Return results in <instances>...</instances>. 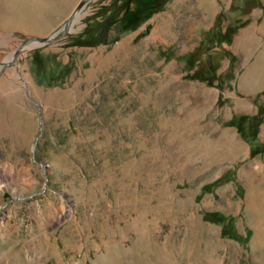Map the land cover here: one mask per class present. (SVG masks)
Here are the masks:
<instances>
[{
  "label": "rangeland",
  "instance_id": "1",
  "mask_svg": "<svg viewBox=\"0 0 264 264\" xmlns=\"http://www.w3.org/2000/svg\"><path fill=\"white\" fill-rule=\"evenodd\" d=\"M79 1L0 0V264H264V0Z\"/></svg>",
  "mask_w": 264,
  "mask_h": 264
},
{
  "label": "trees",
  "instance_id": "2",
  "mask_svg": "<svg viewBox=\"0 0 264 264\" xmlns=\"http://www.w3.org/2000/svg\"><path fill=\"white\" fill-rule=\"evenodd\" d=\"M113 13L108 12L107 14L104 15L103 18V24L104 26L110 25L113 23ZM215 26L216 24L213 25V27L210 29L211 36L216 39V41H221L222 38H218L216 37V32H215ZM79 38V37H78ZM105 39H101L100 41H104ZM81 41V40H80ZM88 41V40H85ZM94 42V41H93ZM230 55V54H229ZM231 57V55H230ZM264 113V108L263 107H259V110L257 111L256 114L252 115V116H240L238 122H237V127L240 131H243V129L245 127V125L247 126H255L257 127V124L260 121V117L261 115ZM232 124H234L236 122V118H232L230 121ZM255 141V136L251 138L250 143L252 145V142ZM257 145L259 149H264V142H258L257 141ZM229 179V176L227 175L226 172H224L223 174H221L220 176H218L216 179H214L212 182H209L205 185L202 186V192L204 191H210L212 190L214 187L226 182ZM203 218L205 220H210V221H214V219H218L219 221H224L225 223V229H223V233H226V229L228 228V235H230L231 237L234 238H238L239 235L236 233V230L232 228V223H233V217L231 216H226V215H220V216H214V214L212 212H207L205 211L203 213ZM231 231V232H230ZM248 232L246 233V237L248 236Z\"/></svg>",
  "mask_w": 264,
  "mask_h": 264
},
{
  "label": "water",
  "instance_id": "3",
  "mask_svg": "<svg viewBox=\"0 0 264 264\" xmlns=\"http://www.w3.org/2000/svg\"><path fill=\"white\" fill-rule=\"evenodd\" d=\"M86 0H80L77 5H76V9H78L79 7H81L84 3H85ZM54 34H49L47 36H37V37H30L28 39H25L24 41H28L29 39L32 40V43L34 44H42V43H46V42H51L53 41L55 38L53 37ZM58 37V36H57ZM17 54V51L16 53Z\"/></svg>",
  "mask_w": 264,
  "mask_h": 264
},
{
  "label": "bare ground",
  "instance_id": "4",
  "mask_svg": "<svg viewBox=\"0 0 264 264\" xmlns=\"http://www.w3.org/2000/svg\"><path fill=\"white\" fill-rule=\"evenodd\" d=\"M78 17L76 16V17H74V19H71L70 20V23H69V26L71 27L72 26V23L77 19Z\"/></svg>",
  "mask_w": 264,
  "mask_h": 264
}]
</instances>
